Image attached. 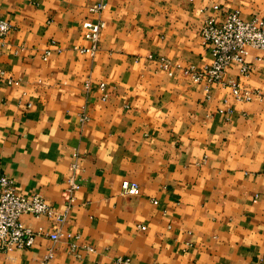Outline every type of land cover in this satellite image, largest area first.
<instances>
[{"label": "crops", "instance_id": "obj_1", "mask_svg": "<svg viewBox=\"0 0 264 264\" xmlns=\"http://www.w3.org/2000/svg\"><path fill=\"white\" fill-rule=\"evenodd\" d=\"M101 3L102 16L91 14ZM216 7L264 18V0H0L12 26L0 73L20 82L0 84V177L64 213L77 162L81 188L63 229L97 250L78 261L66 237L39 238L30 250L0 251V264H43L50 252L49 264H264V98L237 101L229 85L264 96V53L250 50L249 76L233 65L211 88L158 64L210 65L201 33L220 18ZM101 19L98 54L74 51L90 45L83 22ZM125 181L141 195L124 196Z\"/></svg>", "mask_w": 264, "mask_h": 264}, {"label": "built area", "instance_id": "obj_2", "mask_svg": "<svg viewBox=\"0 0 264 264\" xmlns=\"http://www.w3.org/2000/svg\"><path fill=\"white\" fill-rule=\"evenodd\" d=\"M106 10V5L101 3L89 8L91 14L102 16ZM216 11L221 12L220 18L211 17L204 21L202 27V44L209 49L213 61L210 65L203 68L191 66L183 68L174 65L168 59H159V69L174 76L175 70L181 71L186 77L195 84L208 83V87L215 84H223L227 71L233 66L238 65L242 76L247 77L251 74L253 67L248 63L250 50L254 49L264 53V18L256 17L252 20H243L239 11L223 12L219 7ZM106 28V23L101 19L98 22L84 21L82 33L85 40L89 42V47H75L73 50L82 54L95 57L100 51L102 36ZM11 24L0 19V41H4L10 31ZM56 46L53 42L51 47ZM46 52L44 60L51 58L54 51L52 48ZM56 52L63 53L64 48L57 47ZM6 83L9 86H20V82L14 78L6 76L5 72L0 73V84ZM229 85L233 89L234 97L237 101H252L254 98L264 96L260 92H250L245 90L240 83L230 81ZM87 89L91 88L90 83ZM101 90H106V85H101ZM107 97L104 98L106 100ZM0 103V107H1ZM81 121L86 124L89 121L86 111L81 116ZM78 158V156H76ZM80 166L76 162L72 165L69 175V187L65 192L67 209L62 213L53 208L40 194L26 196L19 192L13 178L9 176L0 177V251L12 253L17 250H30L39 238H48L54 243L66 237L70 242L69 254L78 261H83L85 256L97 253L91 246H81L77 243L80 236L73 235L64 231L63 227L67 223L68 214L76 203V192L81 188L78 182ZM122 194L124 196L139 197L141 188L137 183L125 181L122 184ZM155 205L159 203L153 201ZM25 216H31L36 220L50 219L56 222L55 231L48 233L44 228L34 229L23 222ZM141 231L147 228L142 226ZM54 259V253L50 252L43 264H49ZM115 264H133L130 258L119 257Z\"/></svg>", "mask_w": 264, "mask_h": 264}]
</instances>
